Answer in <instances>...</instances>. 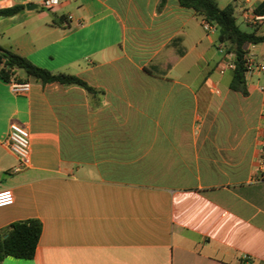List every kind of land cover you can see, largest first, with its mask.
<instances>
[{"label":"crops","instance_id":"obj_1","mask_svg":"<svg viewBox=\"0 0 264 264\" xmlns=\"http://www.w3.org/2000/svg\"><path fill=\"white\" fill-rule=\"evenodd\" d=\"M44 1L0 0L38 5L0 16V47L96 92L19 70L31 91L16 95L0 77V190L15 196L0 232L43 224L33 259L2 264H264V76L232 90L218 36L178 0H60L62 26ZM263 1L229 3L254 30L243 11ZM12 122L31 134L21 173Z\"/></svg>","mask_w":264,"mask_h":264},{"label":"trees","instance_id":"obj_2","mask_svg":"<svg viewBox=\"0 0 264 264\" xmlns=\"http://www.w3.org/2000/svg\"><path fill=\"white\" fill-rule=\"evenodd\" d=\"M167 0H161L160 8ZM179 4L187 9L193 10L197 17L206 20L218 27L217 42L225 43L227 52L234 56L235 69L232 71L231 89L248 93L245 75V57L251 45L264 44V32L258 28L251 32L242 30L237 24L235 5L229 4L221 8L218 0H178ZM25 5H16L6 9H0V16H12L23 12ZM53 25L62 26L67 22L65 15L58 16L48 9ZM258 13L264 14V1L257 9ZM0 77L9 81L16 77L19 70L25 72L42 84L60 83L65 86H79L89 93L96 92L87 81L79 76L66 73H53L52 71L39 67L26 57L20 56L10 50L0 47ZM43 224L37 218L19 220L11 223L0 232V264L9 257L22 259H33L42 235Z\"/></svg>","mask_w":264,"mask_h":264},{"label":"built area","instance_id":"obj_3","mask_svg":"<svg viewBox=\"0 0 264 264\" xmlns=\"http://www.w3.org/2000/svg\"><path fill=\"white\" fill-rule=\"evenodd\" d=\"M59 4L60 0H45L43 2V5L48 9H53ZM243 13L245 20L251 25L255 26L256 28L264 26V14L258 13L252 7H246ZM202 25L204 30L209 35H218V27L216 25L206 20H203ZM250 47L245 57V75L247 83L251 82L254 77L264 76V56L259 58L253 51H251ZM217 48L223 55V59L218 65L219 73L225 74L227 71H233L235 69V63L233 59H231L232 55L227 52L226 44L217 42ZM8 83L11 91L16 95H25L31 91V84L27 81H21L15 77H11ZM260 90L264 93V85L260 87ZM262 143V161L264 163V137ZM8 144L10 150L16 155L18 159V164L13 170L14 173H21L30 167L32 162L31 134L28 128L20 123L12 122L10 124ZM14 203L15 196L11 190H0V208L11 206ZM244 258H248V256L246 255Z\"/></svg>","mask_w":264,"mask_h":264},{"label":"rangeland","instance_id":"obj_4","mask_svg":"<svg viewBox=\"0 0 264 264\" xmlns=\"http://www.w3.org/2000/svg\"><path fill=\"white\" fill-rule=\"evenodd\" d=\"M218 4L221 8H224V7L228 6L230 3H229V0H218ZM236 16H237V24L239 25V27L242 30L248 31V32L253 31V29L250 26H248L246 23H244V21L241 17V14H240V8L239 7H236ZM259 45H260V47H264V44H259Z\"/></svg>","mask_w":264,"mask_h":264},{"label":"water","instance_id":"obj_5","mask_svg":"<svg viewBox=\"0 0 264 264\" xmlns=\"http://www.w3.org/2000/svg\"><path fill=\"white\" fill-rule=\"evenodd\" d=\"M26 7H27L28 10H35V9L38 8V5L30 3V4H27Z\"/></svg>","mask_w":264,"mask_h":264}]
</instances>
